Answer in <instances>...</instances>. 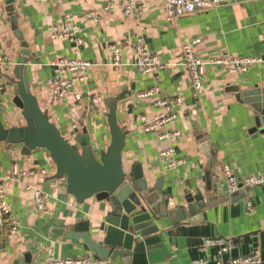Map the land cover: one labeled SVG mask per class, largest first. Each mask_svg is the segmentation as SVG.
I'll list each match as a JSON object with an SVG mask.
<instances>
[{"label": "crops", "instance_id": "0c3cea01", "mask_svg": "<svg viewBox=\"0 0 264 264\" xmlns=\"http://www.w3.org/2000/svg\"><path fill=\"white\" fill-rule=\"evenodd\" d=\"M112 1L114 8L107 11ZM120 1L0 0V52L14 62L0 79V92L6 91L7 83L17 82L13 68L26 44L28 79L40 107L70 143L88 141L96 153L111 143L109 103H117L118 124L126 133L124 167L131 173L134 164L141 165L148 189L162 200L166 214L160 218L162 245L135 255L131 264H193L201 257H206V264H217L216 249L200 251L205 238L216 236L233 244L222 257L225 264L232 257L254 253L264 264V187H239L230 193L221 175L223 166L239 183L251 175H264V133L262 128L254 130L258 111L264 108V0H239L172 22L166 19L163 0H151L141 14L129 17ZM67 16L77 27L80 46L49 34V27ZM139 38L159 56L164 70L146 75L138 71ZM194 39L201 40L194 49L205 60L230 53L262 61L246 70L207 66L202 92L197 94L181 59L183 45ZM112 43L124 48L120 69L110 66ZM58 56L95 65L87 71L88 80L61 100L47 85L48 79L59 75L52 65ZM150 88L158 90V98L182 97L176 118L167 127L180 130L179 136L161 139L143 128L141 116L152 121L162 110L137 97ZM75 94H81V101ZM95 97L100 98L96 103ZM2 120L7 128L21 123L9 114ZM168 147L174 149V160L184 161L182 165L165 168L160 153ZM13 165L37 173L8 180ZM56 173L46 149L0 144V188L12 208L10 219L18 223L15 235L9 233L8 224L0 229V264H45L48 259L93 255L75 239L74 227L77 218H95L99 204L94 198L78 204L68 193L66 177L56 178ZM28 184L48 194L51 214L39 211L34 193L25 189ZM248 197L254 203L252 211L246 207ZM94 257L92 264H110Z\"/></svg>", "mask_w": 264, "mask_h": 264}, {"label": "water", "instance_id": "95a60500", "mask_svg": "<svg viewBox=\"0 0 264 264\" xmlns=\"http://www.w3.org/2000/svg\"><path fill=\"white\" fill-rule=\"evenodd\" d=\"M21 54L13 68L17 82L7 83L6 91L0 92V144L22 143L30 151L46 149L56 164V178L66 177L68 193L77 203L96 200L95 218H77L74 227L75 239L94 256L110 264H131L135 255L161 246L160 218L166 217L162 200L148 189L140 164H134L131 173L124 167L126 133L118 124L117 103H109L111 143L106 150L96 153L88 141L79 139L77 144L70 143L31 91L26 44ZM258 113L254 130L262 128L264 133V108ZM7 114L21 121L20 125L5 127L2 116Z\"/></svg>", "mask_w": 264, "mask_h": 264}, {"label": "built area", "instance_id": "2783aa9c", "mask_svg": "<svg viewBox=\"0 0 264 264\" xmlns=\"http://www.w3.org/2000/svg\"><path fill=\"white\" fill-rule=\"evenodd\" d=\"M151 0H121L120 4L123 6L124 15L129 17L133 12L141 14ZM167 4V21L172 22L177 17L183 16L189 13H195L197 11H203L212 9L221 5L236 3L239 0H163ZM115 2L112 1L110 5L106 7V10H112ZM77 27L67 16L65 21L58 24H53L49 27V34L52 39H70L76 41L80 46L82 41L77 38ZM200 39H194L192 42L184 44L181 52V59L184 66L191 77V85L193 90L197 94H201L203 87V78L206 74V67L211 65L214 67L231 68L238 67L241 70H246L251 65L260 63L262 59L250 58V57H237L230 53H224L219 57H212L205 60L195 49L194 46L200 44ZM111 52L110 66L115 69H120L123 66L122 53L124 48L117 43L109 45ZM135 50L137 53L136 67L141 74L157 73L166 68V65L160 61L157 54L149 51L147 43L143 38L137 39L135 43ZM14 62L8 58L7 55L0 52V79L2 75L7 73ZM52 65L57 67L59 75L48 79L47 85L53 90V93L57 99H64L67 94L79 83L86 82L88 80L87 71L92 69L95 65L90 61L84 59H69L66 57H56ZM69 75V77H67ZM158 90L156 88H150L144 92L137 94L140 99L149 100L152 106L162 109L161 112L155 116L152 121H148L145 116H141V121L145 131L156 132L161 139H169L179 136L181 131L174 130L168 131L167 127L176 118V107L182 102L181 96L176 97H156ZM75 100L81 101V94H75ZM100 100L99 97H95L93 102ZM174 149L168 147L160 153V157L166 160L165 168L172 169L178 167L184 163L182 160L173 159ZM37 171L35 170H21L18 165H13L11 171L7 175L8 180H18L20 178H29L35 176ZM221 175L225 180V184L230 193L238 191L239 187L243 189H253L258 186L264 187V175H251L245 177L243 181H239L233 175V172L227 166L221 168ZM126 183L130 182V178L126 177ZM27 191L34 193L35 202L40 212L45 214H51V209L48 206L49 196L43 190L33 185H26ZM246 207L252 211L254 209V203L252 199L246 200ZM12 208L7 200L6 192L3 188H0V229L7 224L9 225V233L15 235L18 231V223L11 220ZM233 247L230 240L221 237H208L205 238L200 247L202 253L208 252L210 248L216 249L217 264H225L222 259L223 255L229 253ZM95 261L94 255H87L82 257H70L66 259H48L45 264H92ZM206 257L195 259L193 264H206ZM228 264H262V259L259 254L254 253L245 256L232 257Z\"/></svg>", "mask_w": 264, "mask_h": 264}]
</instances>
